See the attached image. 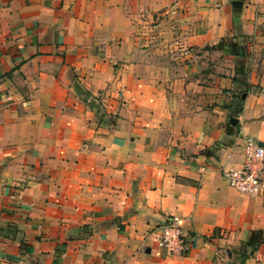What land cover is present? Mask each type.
<instances>
[{
    "label": "crops",
    "instance_id": "crops-1",
    "mask_svg": "<svg viewBox=\"0 0 264 264\" xmlns=\"http://www.w3.org/2000/svg\"><path fill=\"white\" fill-rule=\"evenodd\" d=\"M247 137L264 0H0V264H264Z\"/></svg>",
    "mask_w": 264,
    "mask_h": 264
},
{
    "label": "built area",
    "instance_id": "built-area-1",
    "mask_svg": "<svg viewBox=\"0 0 264 264\" xmlns=\"http://www.w3.org/2000/svg\"><path fill=\"white\" fill-rule=\"evenodd\" d=\"M243 160L240 168L222 172L227 186L235 192L249 197L260 196L264 192L261 173L264 169V149L253 139L242 140ZM157 245L169 257H180L186 249L179 220L168 217L157 229Z\"/></svg>",
    "mask_w": 264,
    "mask_h": 264
},
{
    "label": "trees",
    "instance_id": "trees-1",
    "mask_svg": "<svg viewBox=\"0 0 264 264\" xmlns=\"http://www.w3.org/2000/svg\"><path fill=\"white\" fill-rule=\"evenodd\" d=\"M232 79H233V81H234L235 78H232ZM242 92H244V90H242L241 92H239L238 94L235 95V99H236L238 102L241 101L240 98H239V96H240V94H241ZM259 243L264 244V238H260L259 242H258L257 244H255V245H253V250L257 247V245H258Z\"/></svg>",
    "mask_w": 264,
    "mask_h": 264
},
{
    "label": "water",
    "instance_id": "water-1",
    "mask_svg": "<svg viewBox=\"0 0 264 264\" xmlns=\"http://www.w3.org/2000/svg\"><path fill=\"white\" fill-rule=\"evenodd\" d=\"M240 98H243V94L240 96ZM259 145V144H258ZM260 146V145H259ZM260 147H262L263 148V146H260Z\"/></svg>",
    "mask_w": 264,
    "mask_h": 264
}]
</instances>
